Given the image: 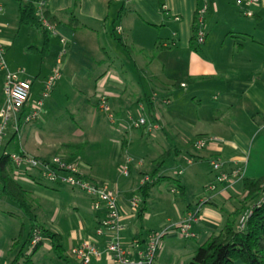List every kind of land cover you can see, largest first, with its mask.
<instances>
[{
    "label": "crops",
    "instance_id": "obj_1",
    "mask_svg": "<svg viewBox=\"0 0 264 264\" xmlns=\"http://www.w3.org/2000/svg\"><path fill=\"white\" fill-rule=\"evenodd\" d=\"M203 3L207 5L206 37L196 46L193 22ZM38 4V12L46 11L55 20L50 33L56 43L51 46L49 42L47 54H40L39 67L30 80L24 73L31 83L24 113L64 52L53 88L65 87L79 95L90 92L81 112L90 118L89 144L96 149L88 151L87 136L78 126L71 135L73 141L41 139L40 129L36 130L33 145L26 132L20 133L21 124L18 133L8 129L7 143L18 140L20 149L15 154L39 160L62 155L77 162L84 178L107 184L115 193L123 227L97 236L104 209L95 211L89 195L44 182L35 172L11 165L9 173L25 191L35 223L60 237L58 258L64 255L78 264L69 251L83 242H94L103 251L110 243H118L136 259L147 236L162 231L166 233L154 264H188L198 247L221 233L227 216L235 215L238 224V218L250 210L254 200L247 198L246 182H264V0L252 9V18L240 13L236 0H39ZM22 27L18 2L3 3L0 46L9 62L17 61L11 53ZM33 38L37 44L22 47L26 55L39 54L42 39ZM50 47L56 49L55 59L49 57ZM118 48L123 49V57ZM42 72L43 80H39ZM85 79L89 90L80 85ZM3 80L0 71V109L5 104ZM99 95L106 98L112 122L98 108ZM74 104L75 112L81 113ZM137 115L146 123L133 128L130 118ZM197 139L209 142L196 150ZM1 148L4 151L0 140ZM214 160L223 172L239 170L241 177L216 183L210 167ZM127 162L129 174L123 177L119 169ZM145 184L149 189L142 196L140 188ZM212 184L215 191H206ZM133 198L140 200L136 209L130 206ZM0 202L9 210L8 218L21 212L5 197L0 196ZM196 211L192 236L182 238L179 226ZM15 239L0 234V264L11 263L5 250L13 254ZM41 247L53 252L47 239ZM37 249L29 258L36 256ZM91 263L114 264L106 252Z\"/></svg>",
    "mask_w": 264,
    "mask_h": 264
},
{
    "label": "built area",
    "instance_id": "obj_2",
    "mask_svg": "<svg viewBox=\"0 0 264 264\" xmlns=\"http://www.w3.org/2000/svg\"><path fill=\"white\" fill-rule=\"evenodd\" d=\"M8 0H0V11L3 8V3ZM262 0H236V7L240 13L247 18L253 17L252 9L257 7ZM40 7V4H38ZM207 13V5L203 3L196 11L193 22V40L196 45H202L205 41L206 32L204 31V20ZM41 22L51 31L52 27L48 26L46 20L42 17V11L38 12ZM178 18H175L177 21ZM64 43V40H61ZM61 52L57 66L53 69L50 76L43 84L38 98L32 102L31 109L24 113L30 97L31 83L24 79V72L21 69L9 70L4 58V49L0 46V71L4 73L3 91L5 95V104L0 109V140H2L7 130L10 128L14 133H18L19 126L28 124L38 118L39 111L42 107L43 101L49 96L53 85L60 77V64L64 56ZM184 87V84H180ZM98 108L106 114L110 122L113 121L112 115L109 113V108L106 104L104 96L98 97ZM165 101L164 103H167ZM131 126L138 128L146 123V120L141 116H136L131 119ZM209 140L197 139L193 147L196 150H201L207 146ZM9 159L12 166L16 170H23L25 172H35L38 178L50 184L62 185L72 189H77L87 195L93 200V209L95 211L104 209V218L100 222V227L96 230V235L101 236L107 229H121L123 227L122 221L119 217L115 193L109 188L107 184H97L82 176L79 170V164L75 161L66 159L62 155H55L48 160H39L28 156L26 154H10ZM210 167L216 173V183L224 184L232 182L233 179H239L241 172L239 170L233 171L231 174L223 172L222 166L218 160L210 162ZM128 162L122 165L119 169L123 177H128L129 174ZM147 180V179H145ZM216 185L212 184L206 187V191H215ZM207 198L204 199L206 201ZM140 200L133 198L130 202L132 209H136ZM264 204V182L261 184L260 199L258 206ZM189 214L187 218L179 226V233L182 238H190L192 236L190 228L197 220V213ZM250 215V210L241 215L238 221V229L242 230ZM166 232L151 233L145 240V248L138 253V257L133 259L129 254L120 247L118 243H110L103 251L98 248L94 242H83L78 247L72 248L69 251L71 257L77 259L80 264H89L91 259L100 258L106 252L112 259L114 264H154L155 258L160 248V242ZM44 238L38 229H34L29 239V246L33 250L39 244H42ZM137 244V243H136Z\"/></svg>",
    "mask_w": 264,
    "mask_h": 264
},
{
    "label": "rangeland",
    "instance_id": "obj_3",
    "mask_svg": "<svg viewBox=\"0 0 264 264\" xmlns=\"http://www.w3.org/2000/svg\"><path fill=\"white\" fill-rule=\"evenodd\" d=\"M258 27H262V24H259ZM20 29L21 31L16 36L15 48L11 53L12 57L14 56V59L17 58L16 59L17 61L9 62L8 56L6 55L5 63L8 69L11 71L17 68H21L25 73L27 80H30L34 72L37 71L42 56L40 54H36V56L26 55L23 52L24 51L23 48L28 44H37L34 42L33 37H37L39 40L40 37L30 28L22 27ZM205 30H206V25L204 23V31ZM49 41L51 46L54 45L53 43H56V39L51 33L49 34ZM192 42L194 43V45H196L194 40H192ZM51 50L52 48L50 47L49 52L51 53V55L49 57L55 59L57 56L56 49L52 51ZM118 53L120 54V56L123 57L124 51L122 48H118ZM44 74L45 73L42 72L38 79L43 80ZM55 84L53 85V87L55 86ZM80 85H82L87 90L90 89V85L87 79H85L82 83H80ZM36 86L37 84L34 85L31 95L34 94ZM53 87L51 92L49 93V96L43 101L42 104L43 106L39 111L38 118L35 121L23 125L21 127L20 133L23 134L26 132L28 134V137L31 139V144L35 145L32 138H33V132L36 130L40 129L39 134L41 139L47 138L50 140L58 139L64 141V140H72L73 137H71V135L73 134V132L77 131L78 129L77 126H78L82 131V133H84L85 136H87L88 151L96 149L95 145L89 144L90 142L89 134H90V129L92 128L90 124V118L88 115L81 112L85 108V105L82 103H86V101L89 99L90 92L88 93V91H86L83 92L82 95H79L78 93L73 92L72 89H67L65 87H63L62 89L61 87L58 90H55V88ZM98 97H101V95L96 97V101H98ZM74 102L76 103V107L79 105L78 109L80 110L79 112L81 113H76L75 109H73L75 108ZM73 120H75L76 125L74 124ZM74 128L77 129L73 131ZM7 137L8 135L1 140L2 144L4 145L5 153L8 154L18 153L20 149L18 140H14L12 142L7 143L8 141ZM100 140H103V137ZM2 152H3V148H1L0 154H2ZM9 204L14 206L15 209H17L18 211V208L15 206V204L11 203L10 201ZM8 212L9 210L4 206V204L0 202V234H5L10 239L16 238L15 240L17 241V244L14 247L13 254H11L10 252L7 253V249L5 250V255L6 254L10 255L9 256V259L11 260L10 262L14 260L18 251L22 249L25 257L20 258L17 264H78L77 261L71 258H66L64 255L63 256L61 255L60 258H58L53 252L46 251L42 247L37 249L35 257H33L32 259L29 258L31 256L32 250L27 243V239L32 222L22 212H19V215L15 216L14 218H8V214H7ZM263 245H264V241H263ZM22 246H24L23 247L24 249L22 248ZM233 264H243V263H241L240 261H236Z\"/></svg>",
    "mask_w": 264,
    "mask_h": 264
},
{
    "label": "trees",
    "instance_id": "obj_4",
    "mask_svg": "<svg viewBox=\"0 0 264 264\" xmlns=\"http://www.w3.org/2000/svg\"><path fill=\"white\" fill-rule=\"evenodd\" d=\"M18 2V23L20 26L34 30L42 39L39 54L45 56L48 52L50 30L41 22L36 5L39 0H16ZM42 17L48 26L52 27L55 20L46 11H42ZM193 40V39H192ZM32 47H27L31 50ZM68 148L79 149L80 145H68ZM8 153L0 154V196L13 202L19 210L32 222L31 233L34 229L40 230L43 238L50 241L51 249L56 256H59L61 245L60 237L35 223L34 215L26 200L25 191L13 180L9 173L12 165ZM164 157L157 162V168L162 166ZM157 170L154 174L156 175ZM263 181L246 182L248 190V200H254L250 208V215L242 230L235 224L234 216H227L222 226V231L217 237L211 238L207 243L198 247L188 264H233L240 261L243 264H264V204L258 206L260 199L261 184ZM149 184L140 188L141 195L146 196ZM240 218V217H239ZM238 218V220H239ZM29 239L27 241L29 245ZM41 244L36 246L35 251ZM24 246H22L23 248ZM24 256L21 250L18 251L14 260L9 264H17L18 260Z\"/></svg>",
    "mask_w": 264,
    "mask_h": 264
}]
</instances>
